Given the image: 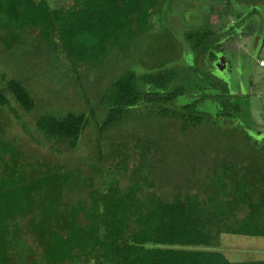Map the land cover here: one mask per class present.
<instances>
[{
  "label": "trees",
  "instance_id": "16d2710c",
  "mask_svg": "<svg viewBox=\"0 0 264 264\" xmlns=\"http://www.w3.org/2000/svg\"><path fill=\"white\" fill-rule=\"evenodd\" d=\"M164 2L0 0V44L6 52L24 48L28 55L39 52L63 62L62 71L94 102L92 114L97 108L107 110L98 123L100 134L124 129L125 118L143 112L178 119L181 129L188 130L210 121L211 114L199 108L207 99L218 100L217 116L241 112L246 105L236 91L230 92L228 82L217 78L196 86L178 79L181 72L174 62L183 53L173 43L159 44L146 36ZM232 2L230 10L238 13L227 30L225 24L215 32L185 33L190 47L208 54L212 63L223 52L224 34L232 38L247 23L254 40L260 36L264 41V0H228ZM143 49L146 55L140 58ZM260 59L256 66L264 67ZM108 72L119 74L90 98L81 73L103 80ZM4 81L0 107H11L12 97L31 112L36 101L26 79ZM204 87V94L194 95ZM187 95L190 100L181 102ZM90 123L87 113L71 111L43 113L36 120L44 137L72 149ZM128 126L131 133L141 129ZM148 133L131 142L141 152L136 156L108 150L107 161L104 145H99L89 173L80 164L41 165L18 179L16 173L0 176V264H264V259L232 261L219 249L224 233L264 236V133L258 147L220 149L206 168L199 166L200 156H189L193 159L183 167L174 152L165 150L161 134ZM1 151L0 145V165L2 161L7 171L10 160L19 161L21 155L5 151L9 160Z\"/></svg>",
  "mask_w": 264,
  "mask_h": 264
},
{
  "label": "rangeland",
  "instance_id": "374dc122",
  "mask_svg": "<svg viewBox=\"0 0 264 264\" xmlns=\"http://www.w3.org/2000/svg\"><path fill=\"white\" fill-rule=\"evenodd\" d=\"M231 5L233 2L229 5L228 0H165L161 12L152 20L150 32L146 34L150 39H159V44H162V41L175 44L178 53H183L180 59L174 62L181 72L178 79L193 82L196 86H206L217 78L222 79L229 83L230 92L238 93L241 105H246L238 114L223 117L215 115L220 109L218 100H204L199 108L211 114L210 121L188 130L181 129V121L178 119H157L143 112L134 114L132 119L125 118L122 122V125L126 124L124 129L119 127L115 131L100 134L98 123L105 118L107 110L97 108L94 109V115L92 114L90 110L94 102L91 99L86 100L82 95L83 89L75 80H71L68 73L62 71L65 68L63 62L56 63L55 59L40 55L39 52L28 55L24 48L6 52L0 44V86L6 79L24 78L36 101V106L31 112H25L10 96L11 107H0L2 155L9 160L10 156L5 151H17L21 155L19 161L10 160L7 171L1 161L0 176L9 178V175L16 173L15 177L18 179L23 173L29 174L33 170L38 172L42 168L41 165L54 168L80 164L89 173L90 165L98 154L99 145H104L102 148L106 151L107 161L110 158V154L107 155L108 150L112 151L111 155L123 150L125 154L136 156L141 152L135 150L131 142L138 135L147 132L154 136L161 134L165 150L174 152L176 156L173 158L183 167L187 165V160L194 158L193 156H200L203 159L199 161V166L206 168V165L217 160V151H230V145L238 151L258 147L264 133V67L256 66L260 56L264 59L262 37L254 40L255 32L253 28H249L250 23L240 28L232 38L227 33L224 34L221 39L223 52L219 51L218 59L212 63L208 60V54L193 50L192 45L190 47L191 42L185 36V33L191 30L209 28L214 32L219 31L225 24L227 30L228 23L234 22V14L238 13H232L233 8H229ZM261 14L264 15V12ZM255 15L256 19L262 20L261 15ZM241 32L242 35H239ZM249 53L252 58L247 56ZM145 55V49L140 51V58ZM4 73L7 77H3ZM118 74L108 72L102 80L100 77L94 79L91 74L81 73L80 79L83 85L85 82L88 85V96L95 98ZM205 90L204 87L194 95L201 96ZM180 100L188 102L190 97L187 95ZM70 111L85 112L91 119L74 149L68 147L64 141L44 137L36 126L37 118L43 113L62 116ZM129 124L133 125V129H141L131 133ZM127 143L128 145H123ZM145 154L147 155V151ZM150 158L152 157L148 154L147 159ZM151 172L154 173L153 170ZM161 181L163 182V178H160L159 182ZM219 249L232 261L264 259V236L224 233Z\"/></svg>",
  "mask_w": 264,
  "mask_h": 264
},
{
  "label": "built area",
  "instance_id": "2783aa9c",
  "mask_svg": "<svg viewBox=\"0 0 264 264\" xmlns=\"http://www.w3.org/2000/svg\"><path fill=\"white\" fill-rule=\"evenodd\" d=\"M259 63H260V65H262V66H263V65H264V59L260 60V62H259Z\"/></svg>",
  "mask_w": 264,
  "mask_h": 264
},
{
  "label": "water",
  "instance_id": "95a60500",
  "mask_svg": "<svg viewBox=\"0 0 264 264\" xmlns=\"http://www.w3.org/2000/svg\"><path fill=\"white\" fill-rule=\"evenodd\" d=\"M257 39V38H256ZM223 61V60H222Z\"/></svg>",
  "mask_w": 264,
  "mask_h": 264
}]
</instances>
